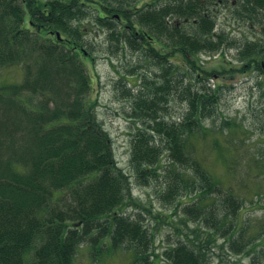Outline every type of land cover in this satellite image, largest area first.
I'll return each mask as SVG.
<instances>
[{
    "label": "trees",
    "instance_id": "trees-1",
    "mask_svg": "<svg viewBox=\"0 0 264 264\" xmlns=\"http://www.w3.org/2000/svg\"><path fill=\"white\" fill-rule=\"evenodd\" d=\"M228 2L232 5L231 0H0V68H22L19 83L0 84V264H72L85 243L96 260L106 246L108 252H130L132 264H152L151 255L165 264H212L207 248L217 240L235 254L256 249L257 257L264 249V225L249 232L250 226L239 221L241 195L223 186L188 143L213 135L218 159V146L224 147L216 132H224L204 124L213 117L217 89L204 81L248 68L261 71L264 61V24L263 36L242 43L228 31L213 30L217 17L211 5ZM238 2L232 15L242 16L244 9L253 24L262 22L264 0ZM88 18L104 31L106 53L128 49L159 66L155 80L142 79L146 92L143 87L129 94V116L140 122L131 138V174L118 166L88 98L85 60L94 46L86 39L90 30L83 20ZM230 46L239 67L198 66L200 53ZM172 56L189 64L194 83L185 68L183 81L174 68L182 66ZM175 96L186 107L170 119L167 106ZM223 165V174L230 173ZM253 166L264 174V163L254 160ZM160 175L167 179L160 191L165 201L193 193L191 202L179 201V207L183 203L184 224L195 226L183 237L177 234L158 255L139 214L117 209L128 199L136 204L131 176L149 185ZM255 195L257 201L263 197L259 189Z\"/></svg>",
    "mask_w": 264,
    "mask_h": 264
},
{
    "label": "rangeland",
    "instance_id": "rangeland-1",
    "mask_svg": "<svg viewBox=\"0 0 264 264\" xmlns=\"http://www.w3.org/2000/svg\"><path fill=\"white\" fill-rule=\"evenodd\" d=\"M238 6V0L232 5ZM229 2L223 5H211V13L216 15L217 23L214 31L221 33L228 31L237 42H244L257 39L262 35V19L258 25L253 24L243 9L242 16L231 14L232 6ZM240 9V8H239ZM236 9L234 10V12ZM263 16V10H261ZM92 19L83 20V24L89 25V34L86 39L94 44L91 52V59H88L85 66L91 76V90L88 98L92 102V109L101 127L107 132L114 152L115 160L119 167L131 174L129 164L131 138L140 122L130 117L131 97L129 94H136L143 90V78L155 80L158 75L159 66L155 60L145 59L140 53H134L124 49L122 53L110 55L106 53L105 33L103 30L93 26ZM236 49L232 46L224 48L215 53H200L198 55V66L202 70L214 68L239 67L240 61L236 57ZM172 59L181 65L174 67L181 73L180 77L186 82L183 69L188 72L191 82L194 83L193 70L189 64L183 62L179 56H172ZM20 65H13L0 68V84L4 82L19 83L22 79ZM204 74V73H203ZM162 80V79H161ZM202 81L195 83L201 86ZM205 86L217 89L218 99L212 118L204 120L206 126L221 128L223 135L216 132L224 149L221 148L218 159L215 152L216 145L213 142V135L205 138L192 137L188 143H192L190 151L197 160L203 162L210 171L224 180L223 186L230 185L232 189L243 199V207L239 212V221L248 224L249 232L257 231L264 225V174L253 166V161L264 163V74L257 69L248 68L246 72H230L218 74L216 78H209L204 81ZM145 88V87H144ZM130 90V93L126 90ZM145 88V92H146ZM186 105L179 97L171 99L167 112L170 119L178 118L184 112ZM229 121L236 126L227 127L224 122ZM200 147V148H199ZM217 147V148H218ZM223 156L222 158H219ZM223 163L230 166V173L223 174L225 168ZM167 179L160 175L151 179L149 185H139L131 176V194L136 200L133 204L131 199L119 209L123 214L141 217L143 225L153 233L154 244L152 250L160 255L168 243L175 242L177 234H182L193 229L195 223L188 221L184 224L180 202H191L193 193L178 196L175 201H165L161 197V189L165 186ZM260 190L263 197L257 201L255 192ZM191 196V197H190ZM184 235L182 234V237ZM221 240L208 245L207 253L212 264H264V249H256L242 254H235L228 251L226 245L220 247ZM78 249L72 264H132L130 252L118 249L106 251L103 246L101 258L97 260L90 252L89 246L82 244ZM263 251V252H262ZM152 264H165L162 257H150Z\"/></svg>",
    "mask_w": 264,
    "mask_h": 264
},
{
    "label": "flooded vegetation",
    "instance_id": "flooded-vegetation-1",
    "mask_svg": "<svg viewBox=\"0 0 264 264\" xmlns=\"http://www.w3.org/2000/svg\"><path fill=\"white\" fill-rule=\"evenodd\" d=\"M236 0H231V3L233 2V4L235 3Z\"/></svg>",
    "mask_w": 264,
    "mask_h": 264
}]
</instances>
